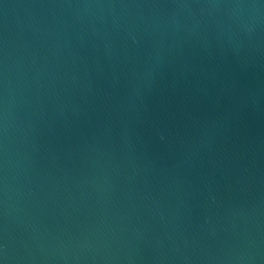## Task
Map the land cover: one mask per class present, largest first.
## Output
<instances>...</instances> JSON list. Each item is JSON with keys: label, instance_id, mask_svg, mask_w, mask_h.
I'll use <instances>...</instances> for the list:
<instances>
[{"label": "water", "instance_id": "obj_1", "mask_svg": "<svg viewBox=\"0 0 264 264\" xmlns=\"http://www.w3.org/2000/svg\"><path fill=\"white\" fill-rule=\"evenodd\" d=\"M0 264H264V0H0Z\"/></svg>", "mask_w": 264, "mask_h": 264}]
</instances>
